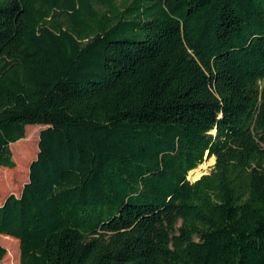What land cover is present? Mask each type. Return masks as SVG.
Instances as JSON below:
<instances>
[{
  "label": "trees",
  "instance_id": "obj_1",
  "mask_svg": "<svg viewBox=\"0 0 264 264\" xmlns=\"http://www.w3.org/2000/svg\"><path fill=\"white\" fill-rule=\"evenodd\" d=\"M34 125L19 264H264V0H0V168Z\"/></svg>",
  "mask_w": 264,
  "mask_h": 264
},
{
  "label": "rangeland",
  "instance_id": "obj_2",
  "mask_svg": "<svg viewBox=\"0 0 264 264\" xmlns=\"http://www.w3.org/2000/svg\"><path fill=\"white\" fill-rule=\"evenodd\" d=\"M43 128L45 127L40 125L26 126L24 139L16 142V144L14 143L15 145L12 144V160L15 167L13 169L0 168V204L10 194L19 196L23 185L27 182L28 167L31 161L36 158L38 152V134ZM27 147H29V150ZM213 165L208 167L204 174H207ZM189 180L192 182L191 179ZM2 238L0 236V244ZM1 246L5 249L6 254L0 261V264H19L18 241L16 240L12 244L6 243V246L1 244Z\"/></svg>",
  "mask_w": 264,
  "mask_h": 264
},
{
  "label": "bare ground",
  "instance_id": "obj_3",
  "mask_svg": "<svg viewBox=\"0 0 264 264\" xmlns=\"http://www.w3.org/2000/svg\"><path fill=\"white\" fill-rule=\"evenodd\" d=\"M214 133V132H213ZM215 159L212 158L210 160H207L203 165H201L197 170L191 172L189 174V179H191L192 181L197 180L198 178H200L201 175H203L204 173H206L208 167H210L211 165L214 164Z\"/></svg>",
  "mask_w": 264,
  "mask_h": 264
},
{
  "label": "water",
  "instance_id": "obj_4",
  "mask_svg": "<svg viewBox=\"0 0 264 264\" xmlns=\"http://www.w3.org/2000/svg\"><path fill=\"white\" fill-rule=\"evenodd\" d=\"M203 175H206V174H203ZM203 175H201V176H203ZM201 176H200V177H201ZM198 179H199V178H198ZM198 179H197V180H198ZM188 180H189V179H188ZM195 181H196V180H195ZM192 182H194V181H192Z\"/></svg>",
  "mask_w": 264,
  "mask_h": 264
}]
</instances>
